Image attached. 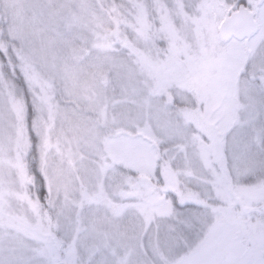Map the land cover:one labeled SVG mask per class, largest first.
I'll return each mask as SVG.
<instances>
[{
	"label": "snow or ice",
	"instance_id": "obj_1",
	"mask_svg": "<svg viewBox=\"0 0 264 264\" xmlns=\"http://www.w3.org/2000/svg\"><path fill=\"white\" fill-rule=\"evenodd\" d=\"M0 264H264V0H0Z\"/></svg>",
	"mask_w": 264,
	"mask_h": 264
}]
</instances>
